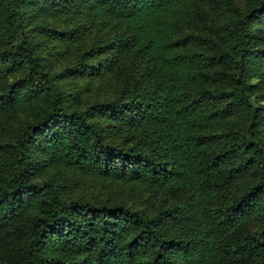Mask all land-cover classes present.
Wrapping results in <instances>:
<instances>
[{"label":"trees","instance_id":"16d2710c","mask_svg":"<svg viewBox=\"0 0 264 264\" xmlns=\"http://www.w3.org/2000/svg\"><path fill=\"white\" fill-rule=\"evenodd\" d=\"M0 264H264V0H0Z\"/></svg>","mask_w":264,"mask_h":264},{"label":"rangeland","instance_id":"374dc122","mask_svg":"<svg viewBox=\"0 0 264 264\" xmlns=\"http://www.w3.org/2000/svg\"><path fill=\"white\" fill-rule=\"evenodd\" d=\"M96 84L93 83L92 89L89 93H96ZM78 179L76 181V187L81 193H85L88 195H98V194H105L107 193L106 189L103 187V183L98 179H89L83 177L82 175L77 176Z\"/></svg>","mask_w":264,"mask_h":264}]
</instances>
